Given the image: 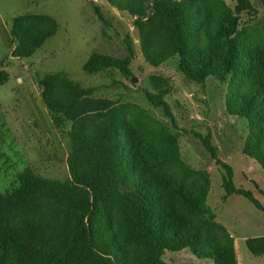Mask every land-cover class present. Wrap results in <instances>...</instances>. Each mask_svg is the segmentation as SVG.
<instances>
[{
  "label": "trees",
  "instance_id": "obj_1",
  "mask_svg": "<svg viewBox=\"0 0 264 264\" xmlns=\"http://www.w3.org/2000/svg\"><path fill=\"white\" fill-rule=\"evenodd\" d=\"M105 1L135 17L147 64L176 58L188 81L227 83L225 110L247 124L242 154L264 170V42L252 40L240 24L242 14L257 13L251 1ZM95 13L104 22L98 8ZM56 28L46 15L13 18L11 56L31 57ZM125 43L128 55L93 52L83 71L117 70L130 80L134 49L128 37ZM149 82L157 93L144 91L146 102L174 126L167 80L151 75ZM38 84L53 125L69 124L68 177L50 179L28 168L0 193V264H170L164 253L183 249L214 264H237L233 238L205 204L207 175L187 179L190 170L166 126L140 108L96 98L94 88L62 73L46 74ZM195 136L223 170L225 197L240 195L259 208L251 192L234 186L233 169L218 159L211 136ZM245 245L253 256L264 255V236Z\"/></svg>",
  "mask_w": 264,
  "mask_h": 264
},
{
  "label": "rangeland",
  "instance_id": "obj_2",
  "mask_svg": "<svg viewBox=\"0 0 264 264\" xmlns=\"http://www.w3.org/2000/svg\"><path fill=\"white\" fill-rule=\"evenodd\" d=\"M224 1L233 6L231 0ZM250 1L257 13L242 14L241 27L252 40L264 42V7L259 0ZM95 8L104 22L97 18ZM25 14L53 18L56 32L31 57L13 58L14 46L9 41L12 20ZM134 19L105 0H0V74H6L0 80V193L28 168L50 179L68 177L69 124L62 129L53 125L38 84L46 74L62 73L82 88H94L96 98L135 106L166 126L177 138L181 162L190 170L187 179L207 175L210 187L205 204L214 221L233 238L237 264H264V255L253 256L245 245L247 239L264 236V170L242 154L247 124L225 110L227 83L213 78L202 85L188 81L178 71L176 58L158 67L147 64ZM127 37L134 49L129 66L134 83L117 70L95 75L83 71L93 52L114 58L128 55ZM151 75L163 76L170 86L165 101L174 126L161 108L149 105L144 98V91L157 93L149 82ZM195 134L211 136L218 159L233 169L234 186L251 192L259 208L240 195L225 197L223 170ZM163 260L170 264H214L210 259L196 258L189 249L167 251Z\"/></svg>",
  "mask_w": 264,
  "mask_h": 264
},
{
  "label": "water",
  "instance_id": "obj_3",
  "mask_svg": "<svg viewBox=\"0 0 264 264\" xmlns=\"http://www.w3.org/2000/svg\"><path fill=\"white\" fill-rule=\"evenodd\" d=\"M130 81H131L132 83H134V82L136 81L135 77L132 76V77L130 78Z\"/></svg>",
  "mask_w": 264,
  "mask_h": 264
},
{
  "label": "crops",
  "instance_id": "obj_4",
  "mask_svg": "<svg viewBox=\"0 0 264 264\" xmlns=\"http://www.w3.org/2000/svg\"><path fill=\"white\" fill-rule=\"evenodd\" d=\"M232 196V195H231ZM230 197V196H229Z\"/></svg>",
  "mask_w": 264,
  "mask_h": 264
}]
</instances>
